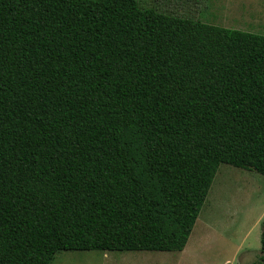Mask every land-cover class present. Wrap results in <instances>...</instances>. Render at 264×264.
Wrapping results in <instances>:
<instances>
[{
    "label": "trees",
    "instance_id": "1",
    "mask_svg": "<svg viewBox=\"0 0 264 264\" xmlns=\"http://www.w3.org/2000/svg\"><path fill=\"white\" fill-rule=\"evenodd\" d=\"M221 163L264 175V34L0 0V264L182 250Z\"/></svg>",
    "mask_w": 264,
    "mask_h": 264
},
{
    "label": "rangeland",
    "instance_id": "2",
    "mask_svg": "<svg viewBox=\"0 0 264 264\" xmlns=\"http://www.w3.org/2000/svg\"><path fill=\"white\" fill-rule=\"evenodd\" d=\"M138 1L168 14L264 34V16L218 18L208 9L211 0ZM257 13L264 15V9ZM263 225L264 175L221 163L182 250H60L51 264H253L261 255Z\"/></svg>",
    "mask_w": 264,
    "mask_h": 264
},
{
    "label": "crops",
    "instance_id": "3",
    "mask_svg": "<svg viewBox=\"0 0 264 264\" xmlns=\"http://www.w3.org/2000/svg\"><path fill=\"white\" fill-rule=\"evenodd\" d=\"M250 1L249 0H211L208 1L207 4L211 14L218 18L230 17L236 19H245V18L264 16L261 15L260 13H257L258 10L262 11L264 9V5L254 4L253 2ZM211 24L217 25L216 23H211Z\"/></svg>",
    "mask_w": 264,
    "mask_h": 264
}]
</instances>
